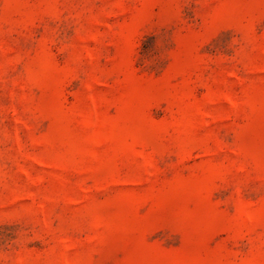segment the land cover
Segmentation results:
<instances>
[{
	"label": "rangeland",
	"instance_id": "rangeland-1",
	"mask_svg": "<svg viewBox=\"0 0 264 264\" xmlns=\"http://www.w3.org/2000/svg\"><path fill=\"white\" fill-rule=\"evenodd\" d=\"M0 264H264V0H0Z\"/></svg>",
	"mask_w": 264,
	"mask_h": 264
}]
</instances>
